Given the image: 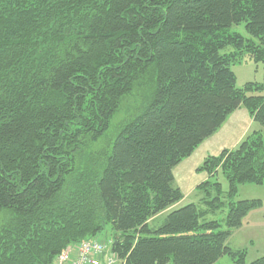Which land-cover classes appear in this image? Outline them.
<instances>
[{"label": "trees", "instance_id": "trees-1", "mask_svg": "<svg viewBox=\"0 0 264 264\" xmlns=\"http://www.w3.org/2000/svg\"><path fill=\"white\" fill-rule=\"evenodd\" d=\"M246 60L264 68V0H0V264H54L106 226L122 264H264L228 243L262 206L234 200L264 185V79L238 87L231 70ZM241 107L259 129L199 167L223 221L194 202L163 213L184 197L174 167Z\"/></svg>", "mask_w": 264, "mask_h": 264}, {"label": "rangeland", "instance_id": "rangeland-1", "mask_svg": "<svg viewBox=\"0 0 264 264\" xmlns=\"http://www.w3.org/2000/svg\"><path fill=\"white\" fill-rule=\"evenodd\" d=\"M231 30L237 31L242 35L246 36L243 24L232 26ZM231 70L236 76V86L238 87L244 86V84L249 81L261 82L264 79V68L260 62L246 60L241 63L232 64ZM142 95V91L137 90V94L135 93L132 96L127 97L126 100L123 102V106L112 116L107 131L96 142L90 145L89 153L94 158L100 159L102 155L107 153L111 141L115 137L119 128L129 117V115L133 113L132 109L134 110V106L136 104L141 105L143 103ZM243 110L245 111H241V113L239 110H237V112H234L233 119L231 117L228 120V116L226 119L227 126L223 128V131H225V133L226 131H231L230 133L234 135L242 133V136H237L236 143L233 145L232 148L237 146V144L253 130L259 129L258 124L254 122H252L253 126H251V123L249 124L247 118L249 115L248 111L244 107ZM261 134L263 135L264 142V129L261 130ZM213 137L214 138L211 139L208 138L210 139L209 141H206L207 139L204 140L200 145H198L194 149V151L189 156L185 157L180 163H178L174 167V185L180 189L184 197L179 203L168 207L163 213L172 210L180 204L183 205L190 202L197 203L199 207L205 209L202 203L204 196L199 191V189H197V186L203 181L207 180L208 175L205 171L199 169V167L201 166L205 157H207L208 155H218V153L220 152L218 149L223 145H227V140L223 138L224 135H219L218 139L216 134L213 135ZM217 178L222 188L221 198L222 200H225L226 192L228 189L227 181L221 175H218ZM211 196H215L213 192L211 193ZM245 199H259L262 202V206L260 208L250 211L246 215L240 228L234 230L232 232V235L228 238V243L233 248L245 249V257L243 261L245 263H249L253 260H256L260 256H264V185H256L251 183L239 185L234 200L238 201ZM225 208L226 207L223 206V208L221 207L216 209V211H213L208 207L207 209H205L207 210L205 218L223 221L226 215ZM96 238L98 241L102 242L103 244H106V251L109 253L110 249L112 248L114 239L109 226H106L105 230L100 235L96 236ZM116 264L122 263L121 261H117ZM215 264L234 263L229 258L222 257Z\"/></svg>", "mask_w": 264, "mask_h": 264}, {"label": "built area", "instance_id": "built-area-1", "mask_svg": "<svg viewBox=\"0 0 264 264\" xmlns=\"http://www.w3.org/2000/svg\"><path fill=\"white\" fill-rule=\"evenodd\" d=\"M106 248V244L97 239L84 240L76 245L74 256L66 249L57 257L55 264H114L115 256H110Z\"/></svg>", "mask_w": 264, "mask_h": 264}, {"label": "crops", "instance_id": "crops-1", "mask_svg": "<svg viewBox=\"0 0 264 264\" xmlns=\"http://www.w3.org/2000/svg\"><path fill=\"white\" fill-rule=\"evenodd\" d=\"M237 110H239L240 113H241V111H242V112L245 111V110H243V108H238ZM237 110L234 111V112H237ZM234 112L231 113V114L229 115L228 120H229L231 117H232V119H233ZM246 117H247V116H246ZM247 118H248V122H249V124L251 123V126H253V125H252V122H253V121H252L251 117L248 115ZM226 124H227V122L225 121V123H224V124L220 127V129L215 133V134L217 135V139H218V136H219V135H221V136L224 135L223 138L227 140V145H223L222 147H220V148L218 149L219 151H220L222 148H232L233 145L236 143V138H237V136H238V135H241V136H242V133H239V134H235V135H234V134H231V133H230L231 131H228V132L226 131V133H225V131H223V128L227 126ZM247 126H248V125H247ZM221 128H222V129H221ZM215 134H214V135H215ZM229 134H231V135H229ZM243 137H244V136H243ZM243 137H242V138H243ZM209 138L211 139V138H214V137H213V135H212V136L209 137ZM242 138H241V139H242ZM210 139H207L206 141H209ZM241 139H240V140H241ZM240 140H239V141H240ZM239 141H238V142H239ZM238 142H237V143H238ZM210 144H211V143H210ZM219 151H218V152H219ZM75 248H76V245H72V246H69V247H68V250H69V253H70L71 256H74V255H75Z\"/></svg>", "mask_w": 264, "mask_h": 264}]
</instances>
